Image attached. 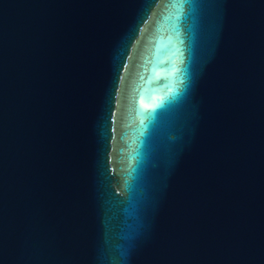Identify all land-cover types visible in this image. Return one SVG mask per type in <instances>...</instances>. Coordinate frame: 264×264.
Listing matches in <instances>:
<instances>
[{
  "label": "water",
  "instance_id": "water-1",
  "mask_svg": "<svg viewBox=\"0 0 264 264\" xmlns=\"http://www.w3.org/2000/svg\"><path fill=\"white\" fill-rule=\"evenodd\" d=\"M0 264H264V0H0Z\"/></svg>",
  "mask_w": 264,
  "mask_h": 264
}]
</instances>
